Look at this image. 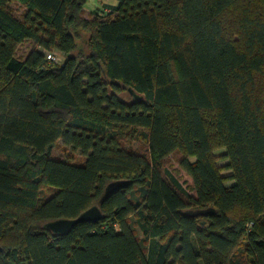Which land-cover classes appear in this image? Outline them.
I'll use <instances>...</instances> for the list:
<instances>
[{"label":"trees","instance_id":"1","mask_svg":"<svg viewBox=\"0 0 264 264\" xmlns=\"http://www.w3.org/2000/svg\"><path fill=\"white\" fill-rule=\"evenodd\" d=\"M13 1L0 0V264H264V0H118L111 15L15 0L21 16ZM176 151L192 192L165 165ZM93 205L100 220L44 227Z\"/></svg>","mask_w":264,"mask_h":264},{"label":"rangeland","instance_id":"2","mask_svg":"<svg viewBox=\"0 0 264 264\" xmlns=\"http://www.w3.org/2000/svg\"><path fill=\"white\" fill-rule=\"evenodd\" d=\"M96 4L99 5L100 7H102L101 8L102 10H104L105 8H107V9L111 8L113 10V6L111 4H102L101 2L100 3L95 2L94 4H91L93 7L92 9H95L94 5H96ZM10 7L19 16H21L24 12V6L18 1L14 0L13 2H11ZM111 11L106 10V12H104V13H106L107 15H111L112 14ZM84 12H85V10H84ZM88 13L85 12V15H87ZM113 15H116V13L113 12ZM84 33L85 32L83 31V36L84 35L87 36V34H84ZM79 41H81V39ZM55 54H56L58 63H62L66 59V55L63 52H61L60 50H55ZM258 97H259L258 103L260 104V107H261V113L264 114V93L260 92L258 90ZM123 143L127 148H131L134 151H137V150L145 151V149H146V144L144 143V141L139 140V139H134V140H126L125 139L123 141ZM65 150H67V151H65ZM221 152H222V149L217 150L216 153L221 154ZM68 153H69V155L71 154V156L74 155L73 156L74 159L70 158V157L69 158L66 157V155ZM72 153H74V154H72ZM53 156H59L60 159L68 160V161H71L73 163H81L85 159V157L83 155H81V153L79 151H77V152L73 151V148H71V147L67 148V149H63L62 147H56L53 151ZM181 156H182V154L180 151H176V152L172 153L171 155H169L166 158L165 165L177 177V179L180 181L182 187L184 189H186V191L188 190V191L192 192L191 187H190L192 185V179L179 166V160H180ZM219 164L222 166L225 165V159L220 160ZM229 172L230 171L227 169L223 170V173L225 175H228ZM231 184H232L231 181L226 182V185H231ZM49 191H50V189H47L45 192V195L48 196L50 193H52L53 190L51 192H49ZM135 228L137 230V234H138V237L140 239L141 245L145 248V250H148L149 243L147 241H145L144 236H143L142 232L140 231V229L137 227H135ZM242 251H243V247H239L237 249L236 258L239 256L242 258Z\"/></svg>","mask_w":264,"mask_h":264},{"label":"water","instance_id":"3","mask_svg":"<svg viewBox=\"0 0 264 264\" xmlns=\"http://www.w3.org/2000/svg\"><path fill=\"white\" fill-rule=\"evenodd\" d=\"M129 91L134 96V98H141L132 88H129ZM129 184L128 180L118 179L109 182L106 185L105 193L112 194L118 189L126 187ZM216 210L213 207L208 208H198V209H189L186 211L188 214L192 215H208L214 213ZM103 217V211L99 205H93L90 208L86 209L80 213L77 217L74 218H59L46 222L44 227L49 229L54 233H65L69 232L76 224L81 222L88 221H97Z\"/></svg>","mask_w":264,"mask_h":264},{"label":"crops","instance_id":"4","mask_svg":"<svg viewBox=\"0 0 264 264\" xmlns=\"http://www.w3.org/2000/svg\"><path fill=\"white\" fill-rule=\"evenodd\" d=\"M95 2H99V3L101 2L102 4H111L113 7H115V6H117L119 4V1L118 0H89V2L87 3V5L84 6V9H85V12L86 13H88V12H90V11L93 10L92 9L93 7H92L91 4H94ZM94 8L101 9L102 7H100L99 5L96 4V5H94ZM106 10L107 11H111L112 9L111 8L110 9L105 8L103 10V13L106 12Z\"/></svg>","mask_w":264,"mask_h":264},{"label":"built area","instance_id":"5","mask_svg":"<svg viewBox=\"0 0 264 264\" xmlns=\"http://www.w3.org/2000/svg\"><path fill=\"white\" fill-rule=\"evenodd\" d=\"M45 57L49 61H57L55 51L44 50Z\"/></svg>","mask_w":264,"mask_h":264}]
</instances>
